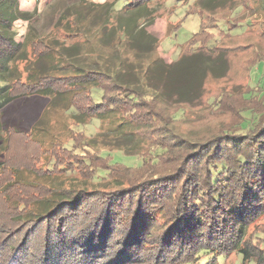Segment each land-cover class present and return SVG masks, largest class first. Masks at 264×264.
I'll use <instances>...</instances> for the list:
<instances>
[{
	"label": "trees",
	"instance_id": "1",
	"mask_svg": "<svg viewBox=\"0 0 264 264\" xmlns=\"http://www.w3.org/2000/svg\"><path fill=\"white\" fill-rule=\"evenodd\" d=\"M147 2L127 0L126 11L143 9ZM225 2L195 0L197 12L186 13L200 18ZM27 14L18 0H0V118L9 102L39 95L48 100L46 111L61 109L73 125L96 120L115 135H130L133 141L115 147L127 155H142L145 146L155 145L148 164L158 166L137 179L103 185L94 175L80 182L74 176L57 179L33 171L48 183L35 181L31 191L17 187L20 199L14 201L6 192L9 185L1 187L3 170L12 168L2 159L0 264H200L201 258L216 264L218 255L232 251L242 263L264 264V248L253 247L247 230L264 215L263 113L244 109L238 127L203 140L176 130L183 106L200 102L205 80L226 75L228 48L196 39L197 49L168 63L153 55L155 39L142 43V30L135 35L120 21L113 38V31L100 33L106 21L98 24V44L84 52L55 45L56 39L30 44L28 39L17 41L13 29L14 21L27 20ZM62 18L66 16L57 21ZM231 25V30L237 27ZM253 56L249 69L264 60V52L256 48ZM249 99L264 104V98ZM2 124L0 119L5 158L8 146L3 143L10 132L20 131L5 130ZM46 125L44 118L38 119L28 134L44 136ZM72 131L68 127L64 140L51 141V157L66 151L81 157L75 161L81 170H107L87 157L103 145L82 131L78 140ZM142 158L138 168L113 166L126 170L121 175L136 177L146 168Z\"/></svg>",
	"mask_w": 264,
	"mask_h": 264
},
{
	"label": "rangeland",
	"instance_id": "2",
	"mask_svg": "<svg viewBox=\"0 0 264 264\" xmlns=\"http://www.w3.org/2000/svg\"><path fill=\"white\" fill-rule=\"evenodd\" d=\"M126 3L127 0H18L19 9L27 12L29 16L27 20L14 21L15 39L17 41L28 39L29 43L31 40L42 39L48 44L49 40L56 39L55 45L79 47V51L84 52L87 46H97L99 25H103L106 21L108 26L105 30L100 29V33L109 35L113 31L110 35L113 38L116 25L120 21L122 26H129L135 35L142 30V43L147 41L149 43L155 39L156 49L153 55L161 57L168 63L176 61L189 48L197 49L198 43H193L196 39L203 40L204 44L209 46L215 43L217 46L228 48L229 69L221 78L209 77L205 80L200 102L189 107L183 106L184 118L176 122V130L192 136L193 140L200 138L203 140L214 133H220L221 129L238 127L244 109H251L255 113L260 112L264 115L263 102L254 103L249 99L252 95H255L257 100L264 98V60L257 61L249 69V66L255 62L253 51L257 48L264 52V0H226L224 7L210 13L202 12L203 16L200 18L197 13L188 14L190 11L197 12L195 0H148L146 7L137 11H126ZM187 11L189 12L186 13ZM62 16H66V19L62 18L58 22L57 20ZM231 24H236L237 27L231 30L233 29ZM76 26L80 31L76 30ZM226 28L229 29L226 31ZM37 42L38 40L33 43ZM34 45L37 47V44ZM22 66L23 63H19V68ZM47 103V98L34 95L15 99L1 110L0 119L3 128L20 131L10 132L8 141L3 135V139L5 138L3 141H6L3 145L8 146L5 158L4 152L0 149V162L4 159L5 165L12 167L10 170H3L1 187L9 185L6 192L14 201L20 199L17 187L22 188V191H31L30 184L35 181L48 183L42 177L35 176L33 171L42 172L44 175L50 174L57 179H70L74 176L80 182L94 175L95 181L102 179L101 185H103L108 184L109 181L111 183L121 181L124 177L137 179L151 173L158 166L148 164L155 145L145 146L142 155H127L115 147L118 143L133 141L130 135H115L106 128L105 122L101 124L96 120L88 125H73L61 109L46 111ZM174 109L176 108L171 107L169 110ZM42 118L47 123V132L44 136L36 132L30 136L28 133L32 124ZM100 124L104 129L100 128ZM68 127L73 129L72 133L77 134L78 140L82 138L79 135L82 131L89 137L94 136L95 140L103 145L96 147L101 149L100 151L87 153V157L92 159L90 164L107 170L93 171L89 167L81 170L75 163L81 157L73 156L66 151H61L56 158L51 157L49 144L55 139L64 140ZM144 145L146 143L142 147ZM72 146L73 143H69L68 147ZM55 150L57 151L56 148L52 151ZM143 155H145L143 163L146 168L136 177L129 174L121 175L126 170L119 165L113 166V163H117L127 168H138ZM48 168L50 170L47 172ZM69 169H72L73 175L68 173ZM17 170L18 175L12 176ZM18 178L21 179L20 183ZM3 204H5L3 198H0V220H4L1 214ZM247 230L253 247L264 248V215ZM205 260L206 258H201L200 264H204ZM216 264L245 263H242L239 254L232 251L218 255Z\"/></svg>",
	"mask_w": 264,
	"mask_h": 264
}]
</instances>
